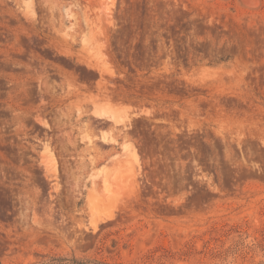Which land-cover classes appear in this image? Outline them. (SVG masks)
I'll use <instances>...</instances> for the list:
<instances>
[{
	"label": "rangeland",
	"instance_id": "rangeland-1",
	"mask_svg": "<svg viewBox=\"0 0 264 264\" xmlns=\"http://www.w3.org/2000/svg\"><path fill=\"white\" fill-rule=\"evenodd\" d=\"M51 253L264 264V0H0V263Z\"/></svg>",
	"mask_w": 264,
	"mask_h": 264
},
{
	"label": "trees",
	"instance_id": "trees-1",
	"mask_svg": "<svg viewBox=\"0 0 264 264\" xmlns=\"http://www.w3.org/2000/svg\"><path fill=\"white\" fill-rule=\"evenodd\" d=\"M40 260L30 262L27 264H109L107 262H101L97 260H90L85 258H79L74 254H42ZM1 264V263H0Z\"/></svg>",
	"mask_w": 264,
	"mask_h": 264
},
{
	"label": "bare ground",
	"instance_id": "bare-ground-1",
	"mask_svg": "<svg viewBox=\"0 0 264 264\" xmlns=\"http://www.w3.org/2000/svg\"><path fill=\"white\" fill-rule=\"evenodd\" d=\"M102 31L99 32V34H101ZM102 70L103 71H110L111 70L106 66H102ZM109 103V102H108ZM121 113H123V111H114V115L112 116V119L115 121V122H120L122 121V118L120 117L121 116ZM44 124H46V122L44 121ZM128 148H129V152H130V163H131V167L133 168L134 165H139V153H138V150L131 144L128 145ZM46 151L49 153L50 155V162L52 163L54 169H55V166H56V159L54 157V155L52 154V152L49 150L48 147H45ZM58 168V166H57ZM133 188V187H132ZM135 190V189H134ZM131 194V193H130ZM133 194V193H132ZM128 197V196H127Z\"/></svg>",
	"mask_w": 264,
	"mask_h": 264
}]
</instances>
